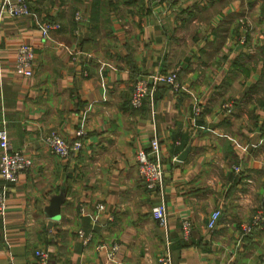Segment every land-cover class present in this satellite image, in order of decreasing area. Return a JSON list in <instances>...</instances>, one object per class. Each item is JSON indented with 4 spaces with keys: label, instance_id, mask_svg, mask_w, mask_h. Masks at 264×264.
I'll return each mask as SVG.
<instances>
[{
    "label": "crops",
    "instance_id": "obj_1",
    "mask_svg": "<svg viewBox=\"0 0 264 264\" xmlns=\"http://www.w3.org/2000/svg\"><path fill=\"white\" fill-rule=\"evenodd\" d=\"M28 1L29 15L0 13V129L33 160L7 184L0 264H37V249L48 264H158L165 249L172 264H264V221L252 226L264 213V0ZM44 20L60 28L43 36ZM21 43L30 77L13 71ZM173 71L178 88L150 82L130 106L138 79ZM78 130L76 153H50V132L71 143ZM153 137L163 183L147 190L135 153ZM113 242L107 261L97 246Z\"/></svg>",
    "mask_w": 264,
    "mask_h": 264
},
{
    "label": "built area",
    "instance_id": "obj_2",
    "mask_svg": "<svg viewBox=\"0 0 264 264\" xmlns=\"http://www.w3.org/2000/svg\"><path fill=\"white\" fill-rule=\"evenodd\" d=\"M162 0H152L153 3H160ZM0 13L5 15L19 17L29 15L30 8L27 0H1ZM75 20L80 19L79 13L74 15ZM39 28L43 36H46L50 31L60 28V24L56 21L44 20L40 23ZM35 57L32 46L27 43H21L17 47L16 62L13 71L23 77H30L33 72V60ZM149 79H138L134 85L130 95V106L132 108H139L143 105L148 92L149 84L151 83H165L171 85L174 89L178 88L177 73L169 72L167 74L153 75ZM224 109L227 113L232 111L231 105L225 104ZM199 112L198 108H195L194 113ZM85 132L78 130L76 132L77 138L69 143L61 135L52 131L45 138V142L49 147L51 154L66 159L71 154L76 153L82 146L80 141L81 136ZM0 217L5 214L7 207V184H15L18 182L20 175L29 170L33 165V160L30 156L26 155L22 150H10V144L8 136L4 128L0 129ZM135 161L137 165V172L147 190H154L160 187L163 183V168L160 157V146L157 138L153 137L149 142L148 149H140L135 153ZM235 171L239 170V166H233ZM96 209L102 210V204H96ZM151 216L156 221L159 227L165 229L168 227V221L166 216L165 207L163 204H158L152 207ZM220 217V210L215 209L207 216L206 228L213 229L217 226ZM112 220V217H108ZM264 221L263 212L260 211L253 219L252 226L259 225ZM251 226V227H252ZM244 231L248 232L250 226H244ZM181 232L183 238L188 239L191 233V223L187 219L181 221ZM80 235L82 231L78 232ZM87 240V239H86ZM101 251L104 250L106 260H113L119 250V245L116 242L111 243L109 246H105L103 243L97 246ZM37 264H48L49 253L46 249H37L34 252ZM264 261V255H263ZM158 264H172L171 253L168 249L163 250L157 256Z\"/></svg>",
    "mask_w": 264,
    "mask_h": 264
},
{
    "label": "water",
    "instance_id": "obj_3",
    "mask_svg": "<svg viewBox=\"0 0 264 264\" xmlns=\"http://www.w3.org/2000/svg\"><path fill=\"white\" fill-rule=\"evenodd\" d=\"M54 209H55L54 207H51L49 209V217L52 219H57V214L55 213Z\"/></svg>",
    "mask_w": 264,
    "mask_h": 264
},
{
    "label": "trees",
    "instance_id": "obj_4",
    "mask_svg": "<svg viewBox=\"0 0 264 264\" xmlns=\"http://www.w3.org/2000/svg\"><path fill=\"white\" fill-rule=\"evenodd\" d=\"M27 3L29 5V8H30V12H32V8H31V5H30V2L27 0Z\"/></svg>",
    "mask_w": 264,
    "mask_h": 264
},
{
    "label": "rangeland",
    "instance_id": "obj_5",
    "mask_svg": "<svg viewBox=\"0 0 264 264\" xmlns=\"http://www.w3.org/2000/svg\"><path fill=\"white\" fill-rule=\"evenodd\" d=\"M177 81H178V76H177ZM263 215H264V213H263Z\"/></svg>",
    "mask_w": 264,
    "mask_h": 264
}]
</instances>
